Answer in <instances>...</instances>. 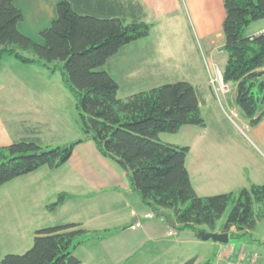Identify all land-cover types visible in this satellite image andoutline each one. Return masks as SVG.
<instances>
[{
  "label": "trees",
  "instance_id": "obj_1",
  "mask_svg": "<svg viewBox=\"0 0 264 264\" xmlns=\"http://www.w3.org/2000/svg\"><path fill=\"white\" fill-rule=\"evenodd\" d=\"M223 4L227 55L223 80L236 85V106L254 128L264 120V33L248 37L246 31L264 20V0H223ZM56 13V19L41 32L43 43H37L19 31L24 14L16 1L0 0V59L13 57L52 72L62 63L84 138L56 147H44L31 138L0 146V188L43 167L61 168L79 144L91 139L104 157L128 170L133 188L154 214L172 215L176 230H191L198 238L204 227L225 234L235 228L237 233L230 234V239L252 233L258 220L264 219V185L200 197L186 168L189 147L159 138L176 134L184 126L206 127L195 87L179 81L120 99L118 83L104 70L121 49L148 38L152 25L81 13L68 0L57 4ZM24 52H32L33 57ZM65 200L66 194H60L48 210L55 211ZM230 205L232 210L218 228ZM108 234L87 231L76 223L43 228L36 232L30 250L6 255L0 264H82L76 250ZM185 264H196V259Z\"/></svg>",
  "mask_w": 264,
  "mask_h": 264
},
{
  "label": "crops",
  "instance_id": "obj_2",
  "mask_svg": "<svg viewBox=\"0 0 264 264\" xmlns=\"http://www.w3.org/2000/svg\"><path fill=\"white\" fill-rule=\"evenodd\" d=\"M15 1L24 14L19 31L43 43L41 32L56 19V7L62 0ZM68 1L81 13L152 25L148 38L127 45L104 66L119 85L120 99L186 81L195 87L200 101L208 99L209 104H215L216 100L221 102L222 96L226 105L236 110L228 98L231 89L235 95L236 85L228 84V91L220 95L206 70V64H218L223 71L227 63L223 49L226 40L222 27L226 17L223 0ZM248 29V37L264 33V20L256 21ZM12 59L18 61L13 57L0 59V69ZM28 65L31 64L25 66ZM4 89L0 82V146L27 138L40 140L35 125L30 126L25 121L17 125L13 110L9 116L5 115V105L13 98L7 96ZM218 110L216 105L209 109V117L217 118L214 130L210 129V118L202 111L205 128L184 126L173 137L164 134L159 137L164 143L189 147L186 168L200 197L238 192L249 188L250 184L264 185V120L254 128L246 120L251 139L238 140V136L224 134ZM17 190L24 197L28 195L35 206L47 210L48 201H56L60 194H66L64 204L49 213L53 225L44 226L35 209L34 214L23 218L24 223L16 227L19 250L30 249L40 229L76 223L90 232L109 231L104 238L86 242L76 250L82 264H185L194 258L196 264H202L206 260L199 247L216 250L220 263L228 261L229 246L203 241L191 230L173 229L166 220L154 214L133 188L128 170L120 162L104 157L91 139L79 144L61 168L43 167L16 179ZM149 214L153 218H146ZM138 222L141 227L132 228ZM205 231L212 233L208 229ZM233 233H237L235 228L230 231ZM3 239L0 234V245ZM3 251L0 248V258L4 256ZM235 253L237 258L254 252L244 245L239 252L234 248Z\"/></svg>",
  "mask_w": 264,
  "mask_h": 264
},
{
  "label": "rangeland",
  "instance_id": "obj_3",
  "mask_svg": "<svg viewBox=\"0 0 264 264\" xmlns=\"http://www.w3.org/2000/svg\"><path fill=\"white\" fill-rule=\"evenodd\" d=\"M23 54L27 57H33L32 52H24ZM25 65L18 61L14 62L12 59L0 69V82L5 86L4 92L11 99L13 98L12 101H9L5 105V115L9 116L11 114L10 110H13V114L16 115L17 125L22 121L27 122L30 126L35 125L38 130L37 132H40L39 141L44 147H56L75 142L77 139L82 138L83 133L79 124V112L76 101L62 75L63 64H58L59 69L56 72H51L42 65ZM206 70L210 82L217 77L218 71L223 75V71L218 67V64H206ZM223 83L225 84V82ZM232 92L233 89L228 94V98L231 100L233 108H235V95ZM207 100L203 101L201 99L200 104L201 109H203L202 111H204V116L210 118L211 130L215 128L217 118L213 117L212 120V116L209 117V109L211 105H216L219 109L220 117L222 116V119L218 120H222L224 134L238 136V140L244 139L250 141L251 131L246 128V118L243 117L238 106L233 111L231 106L226 105L222 96L221 102L216 100L215 104H209L210 102ZM233 112H238L239 118H233ZM225 118L227 120L224 121L223 119ZM166 135L173 137L175 134L165 133L164 136ZM25 188L27 192V186ZM48 202H50L48 203L50 205L56 201ZM34 204L28 195L24 197L20 190L16 191V180L0 188V234L4 238V243L0 245V248L4 250V256L9 254L23 255L33 247L19 250L16 246V243L19 241V238L16 237V227L24 223V217H29L32 213L34 214V209L41 220L44 221V226L53 225L51 223L52 215L49 214L51 212L47 209H41L38 205L36 207ZM231 208L232 205L229 206L226 214L219 221L218 228L224 224L228 214L232 210ZM203 229L207 228L204 227ZM208 242L214 243L212 240ZM244 245L248 246V251L260 255L258 264H264L262 262L264 260V219L258 220L257 226L252 233L239 239L233 237L227 244V246L235 248V252H239ZM199 250H202L201 253H204L206 260L202 264H224L223 262H218L216 250L209 248L201 249L200 247Z\"/></svg>",
  "mask_w": 264,
  "mask_h": 264
},
{
  "label": "built area",
  "instance_id": "obj_4",
  "mask_svg": "<svg viewBox=\"0 0 264 264\" xmlns=\"http://www.w3.org/2000/svg\"><path fill=\"white\" fill-rule=\"evenodd\" d=\"M223 75L221 74V72L218 71L217 77L215 79H212V85L216 91V93H220L224 94L225 92L228 91V87L226 84L223 83ZM233 118H239V114L238 112H233ZM146 218H152V215H146ZM141 227V222H138L135 224V226H133V228H139ZM173 233H170V235H172ZM227 255V259L228 261L226 262V264H257L260 256L259 254L253 253V255L250 256H237V258H235L236 255H234V248L230 247V249L227 251L226 253ZM234 255V257H233Z\"/></svg>",
  "mask_w": 264,
  "mask_h": 264
},
{
  "label": "water",
  "instance_id": "obj_5",
  "mask_svg": "<svg viewBox=\"0 0 264 264\" xmlns=\"http://www.w3.org/2000/svg\"><path fill=\"white\" fill-rule=\"evenodd\" d=\"M160 216L165 218L167 220L168 224L172 228L175 229L177 227L176 220L172 217L171 214L162 213ZM199 238H201L203 241L212 240L215 243H221V244H228L229 243V235L225 234V233H207L205 231H202L199 234Z\"/></svg>",
  "mask_w": 264,
  "mask_h": 264
}]
</instances>
